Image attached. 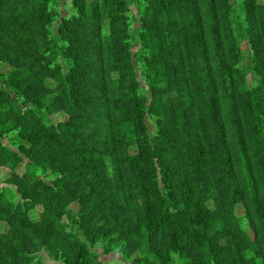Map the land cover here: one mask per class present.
I'll return each instance as SVG.
<instances>
[{"label": "rangeland", "instance_id": "374dc122", "mask_svg": "<svg viewBox=\"0 0 264 264\" xmlns=\"http://www.w3.org/2000/svg\"><path fill=\"white\" fill-rule=\"evenodd\" d=\"M0 21L22 25L0 30V264H264V0H0Z\"/></svg>", "mask_w": 264, "mask_h": 264}, {"label": "trees", "instance_id": "16d2710c", "mask_svg": "<svg viewBox=\"0 0 264 264\" xmlns=\"http://www.w3.org/2000/svg\"><path fill=\"white\" fill-rule=\"evenodd\" d=\"M150 1H154V0H150ZM170 1V0H169ZM165 0H156V4L157 6L163 7ZM212 8H213V4H212ZM166 12L167 17H165V20L167 22V24H169V20H173L175 21L176 18L173 17L171 19V15H169ZM212 18H213V23H212V28H213V32L216 33L217 30V22L215 21L214 15L212 13ZM7 27H13V28H22V25L17 24L15 22H11V21H5L2 22L0 21V30L3 31L5 28ZM177 31H179L178 29H176ZM168 41L170 39V29H168ZM199 57L204 59V53H203V49L200 47L197 49ZM201 76H203L200 73ZM204 77V81L201 84L197 85L196 88V92L194 95V103H193V107L194 110H196L197 112L200 111V117L197 118L198 120L202 119L201 116V111H203V107L204 105H207V112H210V107L212 105H214V82L211 80V78L209 76H203ZM230 79V71H228V69H226L225 67H223L221 73H220V80H221V86L223 87L224 90V94L225 96L228 98L229 101V107H230V112H231V125H232V131L234 134V138L238 147V155H240L241 157V161H242V165L245 168L246 174H247V180L249 183V193H250V197L253 201H255L256 199V190L254 188V186L251 184V175H250V171H249V160L246 157V147H245V143H244V139H243V135H242V128H241V123H240V117H239V113L237 108H235V104H234V98L232 95V87L231 84L229 82ZM244 95H245V110L247 111V116L249 117V121H248V127L249 130L252 132V134H254L255 137V144L257 145V155L259 156H263L261 155L260 152H262L261 149V125H260V121H262L261 116L259 114H256V110H255V105L252 102V98H251V94H249L247 91H244ZM199 96V97H198ZM201 108V109H200ZM264 111V110H263ZM196 114V112H195ZM264 116V114H263ZM182 124L184 126V131L186 132L189 128V125L187 122H185V119L182 121ZM200 126L199 124L197 125ZM199 130V129H198ZM201 133V132H200ZM207 136V135H206ZM219 137H221L219 135ZM188 149H190L188 151V153L190 154V162L192 167H194V169L196 170H192V173L195 175L196 171L198 170L201 174L204 172V155L203 153L205 152L203 149V143L198 139H193L192 142L190 143V145L187 147ZM260 179L262 181V176H260ZM262 190L264 192V188L262 187ZM197 208V206L195 207ZM191 216L193 217L194 221L198 220L197 218V213L196 214H191ZM197 225L199 226L200 230L201 228L205 227V224L200 221V223L198 222ZM150 233V236H154V234L156 233L157 230H159L158 225L157 226H153L151 227L149 225L148 227ZM205 230V228H204ZM204 230H202V238L204 235ZM150 243L152 242L149 241ZM213 261H210V263H213ZM25 264H29V263H25ZM39 264V263H38Z\"/></svg>", "mask_w": 264, "mask_h": 264}]
</instances>
